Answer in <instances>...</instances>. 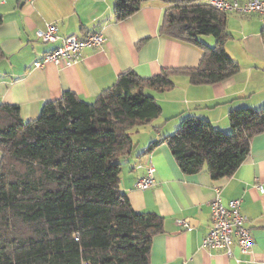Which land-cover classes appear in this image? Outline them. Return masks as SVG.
Here are the masks:
<instances>
[{
	"label": "trees",
	"instance_id": "trees-1",
	"mask_svg": "<svg viewBox=\"0 0 264 264\" xmlns=\"http://www.w3.org/2000/svg\"><path fill=\"white\" fill-rule=\"evenodd\" d=\"M151 1L170 5L162 36L203 51L198 68L163 70L149 79L128 71L94 102L66 92L32 121L18 106L0 104V264H150L164 219L135 212L120 189L122 162L138 148L132 133L160 118L152 93L174 89L175 77L209 86L240 72L224 48L230 38L226 14L211 8L210 0H115V21ZM203 37L214 38V47ZM229 124L226 133L187 117L142 156L165 145L183 174L206 170L213 180L231 178L250 155L252 140L264 134V108L235 110Z\"/></svg>",
	"mask_w": 264,
	"mask_h": 264
},
{
	"label": "crops",
	"instance_id": "crops-1",
	"mask_svg": "<svg viewBox=\"0 0 264 264\" xmlns=\"http://www.w3.org/2000/svg\"><path fill=\"white\" fill-rule=\"evenodd\" d=\"M114 7L115 0H0V48L4 54L0 59V104L18 106L22 118L32 121L44 105L61 100L66 92L94 102L128 71L149 79L163 70L201 65L200 48L160 33L169 4L144 3L124 22L115 21ZM47 25H55L60 37L85 38L101 33L106 43L99 49H86L75 66L48 64L35 69L36 61L60 45L37 39L36 32ZM226 31L230 38L224 48L240 72L209 86H194L179 76L174 78V89L152 93L162 114L146 134L140 130L132 133L138 148L122 162L120 189L134 211L164 219L163 232L152 241L150 264H264V134L252 140L250 155L226 179L213 180L206 170L194 176L183 174L165 145L142 156L154 141L175 133L187 117L207 120L227 133L231 112L264 108V19L226 14ZM200 40L210 47L215 45L212 37ZM150 166L156 170L154 185L142 191L137 184L147 177ZM218 193L225 204L242 200L241 212L254 240L249 255H242L237 246L233 258L202 248L212 226L210 204ZM179 220L188 223L190 230L178 226Z\"/></svg>",
	"mask_w": 264,
	"mask_h": 264
},
{
	"label": "built area",
	"instance_id": "built-area-1",
	"mask_svg": "<svg viewBox=\"0 0 264 264\" xmlns=\"http://www.w3.org/2000/svg\"><path fill=\"white\" fill-rule=\"evenodd\" d=\"M208 4L214 10L224 14L258 15L264 19V1L261 0H210ZM36 37L43 44L60 43V45L41 60L36 61L35 69H42L48 64L65 68L75 66L81 61L86 49H99L106 43V39L101 33L90 34L85 38L60 37L55 25H47L45 29L38 30ZM155 172V168L150 166L147 177L141 180L137 187L142 191L150 189L154 185ZM241 208L242 200H232L225 204L220 194H217L210 204L212 226L202 242V248L209 251H222L230 258L234 257V246L239 248L242 255H249L252 252L254 240L247 227V218L242 214ZM176 224L190 230L189 224L185 221L179 220L176 221ZM237 262L240 261L237 260Z\"/></svg>",
	"mask_w": 264,
	"mask_h": 264
},
{
	"label": "rangeland",
	"instance_id": "rangeland-1",
	"mask_svg": "<svg viewBox=\"0 0 264 264\" xmlns=\"http://www.w3.org/2000/svg\"><path fill=\"white\" fill-rule=\"evenodd\" d=\"M173 126V125H172ZM149 127H146V128H142V129H140V133L143 135V134H146L147 132H146V130L148 129ZM168 128L170 129V126H168Z\"/></svg>",
	"mask_w": 264,
	"mask_h": 264
}]
</instances>
